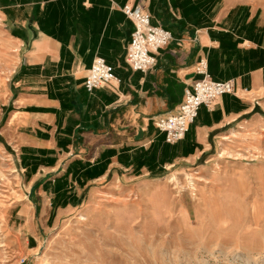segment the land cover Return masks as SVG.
I'll use <instances>...</instances> for the list:
<instances>
[{
  "label": "crops",
  "instance_id": "obj_1",
  "mask_svg": "<svg viewBox=\"0 0 264 264\" xmlns=\"http://www.w3.org/2000/svg\"><path fill=\"white\" fill-rule=\"evenodd\" d=\"M135 3L172 33L147 71H134L125 60L134 24L121 8ZM0 31L5 46L14 49L0 98V147L20 166L37 165L34 174H53L74 162L104 167L87 185L105 180L113 169H136L142 152L156 154L155 170L201 165L239 129L264 124L259 3L0 0ZM94 57L104 58L117 80L88 92L83 82ZM201 57L209 60L215 80L233 81L235 91L215 98L211 108L201 106L185 137L168 144L153 120L177 110L185 90L202 77L196 72ZM69 176L70 183L77 182Z\"/></svg>",
  "mask_w": 264,
  "mask_h": 264
},
{
  "label": "rangeland",
  "instance_id": "obj_2",
  "mask_svg": "<svg viewBox=\"0 0 264 264\" xmlns=\"http://www.w3.org/2000/svg\"><path fill=\"white\" fill-rule=\"evenodd\" d=\"M13 51L0 31V98ZM230 140L201 165L87 185L0 147V264H264V124Z\"/></svg>",
  "mask_w": 264,
  "mask_h": 264
},
{
  "label": "built area",
  "instance_id": "obj_3",
  "mask_svg": "<svg viewBox=\"0 0 264 264\" xmlns=\"http://www.w3.org/2000/svg\"><path fill=\"white\" fill-rule=\"evenodd\" d=\"M121 10L134 24L126 48V63L134 71H147L155 64L154 52L169 43L172 33L160 24H152L151 15L142 3L125 4ZM196 72L202 77L185 90L177 110L159 115L153 120L155 128L164 135V141L168 144H175L185 137L201 106L211 108L215 98L235 91L233 81H216L209 76L205 57L199 59ZM116 80L113 67L104 58L94 57L83 85L88 92H92ZM20 262L23 263L24 259Z\"/></svg>",
  "mask_w": 264,
  "mask_h": 264
},
{
  "label": "trees",
  "instance_id": "obj_4",
  "mask_svg": "<svg viewBox=\"0 0 264 264\" xmlns=\"http://www.w3.org/2000/svg\"><path fill=\"white\" fill-rule=\"evenodd\" d=\"M152 24H155L152 22ZM161 26L167 30L170 31V29L165 25V23L163 22L161 24ZM207 73L209 74V76L215 80V75L212 72L210 66H209V60H207ZM217 81V80H216ZM125 157H127V155H125ZM143 158V159H142ZM79 163H72L67 167L66 170V174L64 176V178H67L68 174H71L72 179H76V181L79 184H84L86 182V180L95 178L97 176H99L100 174H102V172H104V167L100 170H97L94 166H84L81 167L80 165H78ZM157 162H156V154L154 153H144L142 152L139 157H138V161L136 162L137 168L135 170H139V168H141L142 166H146L148 170H155L154 166H156ZM160 169V167H159ZM35 170V169H34ZM162 170V169H160ZM82 177L83 181H81ZM59 182V181H58ZM58 184V183H57ZM59 192V191H58Z\"/></svg>",
  "mask_w": 264,
  "mask_h": 264
}]
</instances>
